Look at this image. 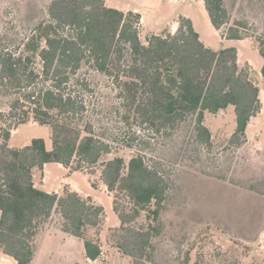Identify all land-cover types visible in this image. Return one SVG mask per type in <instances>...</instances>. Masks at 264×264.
Listing matches in <instances>:
<instances>
[{
  "label": "trees",
  "instance_id": "1",
  "mask_svg": "<svg viewBox=\"0 0 264 264\" xmlns=\"http://www.w3.org/2000/svg\"><path fill=\"white\" fill-rule=\"evenodd\" d=\"M204 5L222 35L244 39L241 28L247 27L241 20L230 24L225 0H204ZM141 19L138 12L110 7L106 0H51L45 19L25 42L33 55L0 49V92L17 94L9 114L15 121L6 125L0 115V252L16 264H33L37 238L56 210L64 232L84 239L88 259L103 253L99 239L87 237L86 231L106 224L104 206L69 186L62 194L36 186L35 173L51 162L92 176L100 167V181L114 193L113 210L120 220L113 230L115 246L132 264H152L153 238L159 231L153 221L164 208L169 180L143 153L128 162L123 156L107 159L117 139L94 130L91 92L98 87L93 77L105 80L100 89L113 85L118 90L123 120L148 124L164 138L189 123L196 143L207 148L213 143L205 114L232 105L237 126L230 144L246 142L247 128L263 103L250 71L239 65L237 47L216 51L206 46L186 16L175 33H150L144 42ZM259 44L264 58V38ZM36 58L40 71L32 66ZM30 115L51 128V150L42 138L22 148L8 143L12 130ZM145 212L148 224L139 223Z\"/></svg>",
  "mask_w": 264,
  "mask_h": 264
},
{
  "label": "rangeland",
  "instance_id": "2",
  "mask_svg": "<svg viewBox=\"0 0 264 264\" xmlns=\"http://www.w3.org/2000/svg\"><path fill=\"white\" fill-rule=\"evenodd\" d=\"M50 1L0 0V49L23 56L33 55L26 50L25 42L33 35L35 25L45 19ZM153 1L149 24L145 28L141 25L144 42L152 30H158L160 20L166 25L189 14L203 38L212 37L210 40L216 42L217 48L222 44L220 34L209 37L213 28L204 0ZM131 3L135 5L136 1L106 0L108 6L124 7ZM225 6L231 17L230 24L241 20L247 27L241 28L243 42L233 40L226 45L241 50L239 65L250 71L261 89L263 103L262 110L247 128L243 145L230 144L237 126L232 105L217 114H205L204 124L211 131L213 143L207 148L196 143L189 123H185L179 133L164 138L148 124L132 118L123 120L125 109L118 110L121 103L118 90L113 85L100 89L105 80L91 77L98 87L95 94L91 92L92 104L96 107L90 114L94 130L111 140L117 139L107 159L123 156L128 162L143 153L149 163L157 167L159 164L169 180L164 208L158 220L153 221L159 231L153 238L152 264H264V58L259 44V39L264 38V0H225ZM41 65L39 58L32 64L37 71ZM15 95L0 92V115H4L6 125L15 121L9 117ZM1 127L2 121L0 143L3 141ZM13 132L8 143L15 148L28 145L33 138H42L49 150L52 149L51 128L39 125L32 115L25 124L14 128L11 135ZM95 171L92 178L98 185L100 167ZM76 173L73 178L85 188L83 172ZM98 195L104 201L108 218L101 229L88 228L86 236L99 239L101 257L97 260L86 257L84 239L64 232V220L56 210L37 238L38 250L33 264H132L131 258L114 244L113 230L120 221L113 203L107 194L98 192ZM112 196L114 199V193ZM146 216L147 213H143L139 223L148 224ZM0 264L15 262L4 256Z\"/></svg>",
  "mask_w": 264,
  "mask_h": 264
},
{
  "label": "crops",
  "instance_id": "3",
  "mask_svg": "<svg viewBox=\"0 0 264 264\" xmlns=\"http://www.w3.org/2000/svg\"><path fill=\"white\" fill-rule=\"evenodd\" d=\"M135 1H136L135 5L133 3H131L130 5L124 6V7L112 6V5L110 7H115V8L121 9L125 12H128V11L138 12L142 16L141 23H142V26L145 28V26H147L149 24L148 14L150 15L151 14L150 10L154 9L152 7V6H154L153 5L154 1L153 0H135ZM206 13H207V11H206ZM207 15H208V13H207ZM182 16H186V17L191 18L193 21L194 27L196 29V22L192 16H189V14L182 15ZM208 18H209V16H208ZM160 21L158 22V25H157L158 30H152L150 33L161 34L165 31L175 33L179 27V20H174L173 23L171 22V23L166 24V25H163ZM209 23L211 24L210 26H212V28H213L212 31L210 32L209 37L213 36V34H220L222 37V42H221L222 44L217 48L216 47L217 44H215L216 42H212L210 40L212 37L210 39H205L202 37L201 33H199L197 31L200 34L201 40L205 43V45L216 50V51H219V50L226 48V47H230V46H227L226 44L230 41L235 40V39H227L224 35H222V33L212 25L210 18H209ZM237 41L243 42L244 39L237 40ZM237 49H238V62L241 65V50L238 47H237ZM14 134L15 133L13 132L11 135V138L13 137ZM10 146L14 147L11 143H10ZM77 171L83 172V176H84V180H85L84 181V187L85 188H83L82 185L79 182H77L72 176V175L77 174L76 173ZM38 172L39 171H37L35 173V184H36V186L42 190L49 192V193L55 192L58 194H62L64 188L66 186H69L72 190L79 192L82 196L91 197L96 203L101 204L103 206H104V201L98 195V192L107 194L110 201H112V203H113L112 193L108 190L107 186L103 182H101L97 186H94L93 185L94 180L92 178V175L86 173L84 170H75L74 171L71 166L66 167L61 163L51 162V163L45 164L43 171L39 172L40 173L39 176H38ZM59 179H61V180L59 181ZM104 208H105V206H104ZM0 218H1V214H0ZM107 218H108V215H107ZM115 227H118V226H115ZM4 256H6V255L3 254L2 252H0V261ZM14 262L16 264L15 260H14Z\"/></svg>",
  "mask_w": 264,
  "mask_h": 264
}]
</instances>
